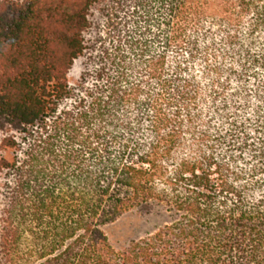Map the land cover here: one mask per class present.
Masks as SVG:
<instances>
[{
    "label": "trees",
    "instance_id": "trees-1",
    "mask_svg": "<svg viewBox=\"0 0 264 264\" xmlns=\"http://www.w3.org/2000/svg\"><path fill=\"white\" fill-rule=\"evenodd\" d=\"M3 191L0 264H264V0H0Z\"/></svg>",
    "mask_w": 264,
    "mask_h": 264
},
{
    "label": "rangeland",
    "instance_id": "rangeland-1",
    "mask_svg": "<svg viewBox=\"0 0 264 264\" xmlns=\"http://www.w3.org/2000/svg\"><path fill=\"white\" fill-rule=\"evenodd\" d=\"M98 17L101 19L100 14H98ZM84 62V60L78 62L74 71L75 76L82 71ZM6 202L3 191L0 195V223H5L4 221L7 218L5 215ZM168 221L169 215L166 210L161 206L153 205L125 215L117 223L108 227L107 233L114 247L122 249L132 240L152 233L156 228L166 224Z\"/></svg>",
    "mask_w": 264,
    "mask_h": 264
}]
</instances>
